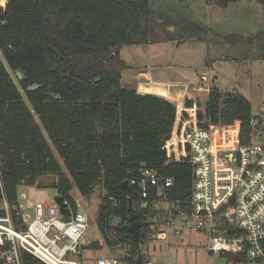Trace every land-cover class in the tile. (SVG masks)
Here are the masks:
<instances>
[{"label": "trees", "instance_id": "1", "mask_svg": "<svg viewBox=\"0 0 264 264\" xmlns=\"http://www.w3.org/2000/svg\"><path fill=\"white\" fill-rule=\"evenodd\" d=\"M208 1L227 7L239 0ZM256 1L264 6V0ZM153 13L150 0H8L0 6V49L8 65L0 57V161L8 201L18 202L20 184L58 174L57 197L76 209L73 185L87 196L101 182L105 194L97 223L109 245L115 244L113 237L130 247L124 258L130 264L140 254L145 258L138 240L129 226L107 222L123 216L132 224L142 217L134 188L128 190L124 182L139 178L143 167L156 169L173 178L166 193L183 203L190 199L193 182L192 165L169 162L163 149L174 130L177 104L124 85L123 72L130 66L121 50L155 41ZM245 42L260 44L264 58V31ZM253 116L247 97L217 87L199 112L201 120L213 124L240 121L243 143L257 140L260 128L252 126ZM109 196L118 198L117 208ZM221 257L242 262L232 253ZM23 260L45 264L29 253Z\"/></svg>", "mask_w": 264, "mask_h": 264}, {"label": "built area", "instance_id": "2", "mask_svg": "<svg viewBox=\"0 0 264 264\" xmlns=\"http://www.w3.org/2000/svg\"><path fill=\"white\" fill-rule=\"evenodd\" d=\"M0 57L4 58L1 49ZM200 111L197 105L178 106L174 130L163 145L169 162H187L193 167L188 202L167 195L165 188L172 186L173 178L156 169L143 167L139 178L129 180L138 196L137 207L143 211L135 221L140 223L135 238L145 254L144 264H161L158 255L146 252L149 246H169L172 237L186 231L206 235L209 256L232 253L243 264H264V107L251 119L252 126L260 128L251 143L242 142L240 121L213 124L201 120ZM0 190L4 211L0 214V264H24V253L45 264H82L71 257L81 253L80 239L89 226L79 200L74 209L62 197L64 211L56 200L10 204L1 161ZM109 201L113 208L120 204L115 196H109ZM107 222L132 225L123 216L108 217ZM110 239L114 245L121 244ZM95 264L120 261L100 257Z\"/></svg>", "mask_w": 264, "mask_h": 264}, {"label": "rangeland", "instance_id": "3", "mask_svg": "<svg viewBox=\"0 0 264 264\" xmlns=\"http://www.w3.org/2000/svg\"><path fill=\"white\" fill-rule=\"evenodd\" d=\"M150 3L154 12L151 39L158 42L154 44L164 43L155 47L156 53L149 59L154 75L167 79L183 78L192 73L194 66H203L211 73L208 81L211 88L217 87L222 92L244 95L252 102L254 113L264 107L263 47L260 44L250 45L245 42L249 37L264 31L262 4L256 0H239L227 7H221L208 0H150ZM5 6L6 0L2 7ZM193 38L196 40L191 43ZM181 40L183 45L178 47L177 42ZM160 48H164V53ZM121 53L134 67L148 65V58L142 53L141 46H124ZM2 59L8 67L6 60ZM161 63L163 65H160ZM132 72L129 68L124 71V75L128 78ZM11 74L17 81L15 73ZM205 103L200 102L202 109ZM59 160L65 174L70 177L63 160ZM56 180L58 174H46L39 177L37 184H20L18 195L24 200L53 203L59 195ZM70 193L76 201L79 200L80 210L89 217V226L80 239L81 253L71 257L82 264H95L96 259L100 257H116L120 264H127L124 258L128 246L109 245L97 223L102 197L105 194L103 184L100 182L87 196L82 195L75 185ZM97 241L101 245L91 247V244ZM151 251L159 256L161 264H219L220 260L217 255H208L206 235L191 231L172 237L168 247L151 246ZM224 264L243 263L231 260Z\"/></svg>", "mask_w": 264, "mask_h": 264}, {"label": "crops", "instance_id": "4", "mask_svg": "<svg viewBox=\"0 0 264 264\" xmlns=\"http://www.w3.org/2000/svg\"><path fill=\"white\" fill-rule=\"evenodd\" d=\"M195 40L196 39L193 38L190 40V42L193 43V41ZM182 41L183 40L177 42L178 47H181L183 45L181 44ZM154 43H158V42L153 41L147 45H141L142 53L146 56V58H148V65H145L144 67H139V66L134 67L133 64L128 63L130 68L133 70V72L130 74L128 78H126L123 72L124 84L126 86H130L129 88L136 89L137 92L140 94H154L167 98L170 101L176 103L177 106H180V108L183 106L190 107L186 104V100L191 99L193 100V105H197L199 110H204L201 108L200 102L201 101L207 102L210 92L213 88V87L211 88L210 84H208L209 77L211 76L209 69L203 66L202 67L194 66V68H192V73L189 74V76L183 78L171 77L167 79L163 76L159 77V75H154V73L150 68L149 59L151 55L154 54L155 47L164 44V43L162 44L159 43L160 44L159 45ZM160 49L162 50V53H164L165 51L164 48H160ZM222 58L228 59L227 57H222ZM160 65L163 64L161 63ZM148 89L151 90L148 91ZM18 200L19 202L24 203L28 199L26 200L21 199V197H19L18 195ZM159 246H165V245L160 244ZM146 252L155 254L151 251V246L147 249ZM126 263L130 264L128 262Z\"/></svg>", "mask_w": 264, "mask_h": 264}, {"label": "water", "instance_id": "5", "mask_svg": "<svg viewBox=\"0 0 264 264\" xmlns=\"http://www.w3.org/2000/svg\"><path fill=\"white\" fill-rule=\"evenodd\" d=\"M8 0L6 1V4H7ZM16 75L18 76V78H22V73L21 72H17ZM124 185L125 187L128 188L129 190V180H126L124 182ZM62 200L63 198L62 197H57L56 198V201L61 204V208H62V211H64V204L62 203ZM140 227V223L139 222H134L132 223V225L130 226V230L133 232L134 236L137 237V234H138V229ZM232 229V228H231ZM228 258L227 257H221L220 260H219V264H224V263H228ZM135 264H144V260H143V257L142 255L140 254L137 258V261Z\"/></svg>", "mask_w": 264, "mask_h": 264}, {"label": "bare ground", "instance_id": "6", "mask_svg": "<svg viewBox=\"0 0 264 264\" xmlns=\"http://www.w3.org/2000/svg\"><path fill=\"white\" fill-rule=\"evenodd\" d=\"M5 5V0L2 2V6H4Z\"/></svg>", "mask_w": 264, "mask_h": 264}, {"label": "flooded vegetation", "instance_id": "7", "mask_svg": "<svg viewBox=\"0 0 264 264\" xmlns=\"http://www.w3.org/2000/svg\"><path fill=\"white\" fill-rule=\"evenodd\" d=\"M221 258V257H220Z\"/></svg>", "mask_w": 264, "mask_h": 264}]
</instances>
